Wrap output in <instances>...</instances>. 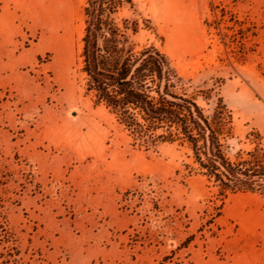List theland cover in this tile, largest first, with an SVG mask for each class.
<instances>
[{"label":"rangeland","instance_id":"374dc122","mask_svg":"<svg viewBox=\"0 0 264 264\" xmlns=\"http://www.w3.org/2000/svg\"><path fill=\"white\" fill-rule=\"evenodd\" d=\"M93 2L0 0V264H264V190L227 189L194 124L196 104L230 164L264 167V0L107 1L100 66L112 35L117 75L165 56L193 107L143 73L163 117L97 91Z\"/></svg>","mask_w":264,"mask_h":264},{"label":"trees","instance_id":"16d2710c","mask_svg":"<svg viewBox=\"0 0 264 264\" xmlns=\"http://www.w3.org/2000/svg\"><path fill=\"white\" fill-rule=\"evenodd\" d=\"M108 0H94L92 3V9H88L87 15L89 17V27L88 35L86 38V54H87V70L92 77L95 87L100 95L105 98L109 103L116 105L118 107H124L129 104H136L140 106L148 115L155 117H163V112L160 109H154L150 101H148L143 87H141L137 80L143 73H153L157 72L160 76L164 77L166 74V87L165 91L168 94H171L170 88L171 83L173 82V76L169 69L166 70V57L160 55L158 52L151 53L142 59L140 66L136 69V72L130 80H127L131 69L122 71L118 75L113 72V69L116 68V58L114 57L117 52L119 44H124L120 41L115 35L110 36V44L114 48L113 52H109V57H107L109 62V68L103 70L100 66L99 57L101 53V42L104 39V12L105 6ZM127 4H131L132 0H123ZM114 53V54H113ZM137 60L136 62H139ZM117 86L120 89V94L124 95L123 100L117 101L109 94V89L111 87ZM163 101H167L172 105H177L182 108H186L191 111L190 101L184 100L186 103L174 102L164 98ZM196 107V112L200 117V120L194 118V124L196 125L197 130L200 135L205 136L206 127L211 130L210 143L208 142V137H204L206 145V157L208 163L202 162L201 164L206 168L210 169L213 174H216L218 171H222L227 179L224 183V186L227 189H234L240 191L255 192L264 190V167L260 165H255L253 171L245 169V166L242 167L234 166L230 164L226 158L223 150L220 148L215 129L212 125L209 124L208 120L204 118L201 109ZM170 119H173L171 113H167ZM204 122V124L202 123ZM219 129V128H218ZM256 141V146L254 147L253 160L257 162H262L264 164V148L260 137H253ZM254 142V141H253ZM219 177V175H217Z\"/></svg>","mask_w":264,"mask_h":264},{"label":"water","instance_id":"95a60500","mask_svg":"<svg viewBox=\"0 0 264 264\" xmlns=\"http://www.w3.org/2000/svg\"><path fill=\"white\" fill-rule=\"evenodd\" d=\"M142 60L137 64V66L134 68L133 72L131 73V75L128 77L127 80H130L132 78V76L134 75V73L136 72V69L140 66ZM165 82H166V74H164V83H163V88H162V94L164 97L174 101V102H180V103H186L184 100L182 99H179V98H176L172 95H169L168 93H166L165 91ZM191 107H193L191 104H190ZM74 117L77 116V113H73L72 114ZM204 124V122H202ZM206 131L208 134H210V129L208 127H206ZM208 142L210 143V135H208Z\"/></svg>","mask_w":264,"mask_h":264}]
</instances>
